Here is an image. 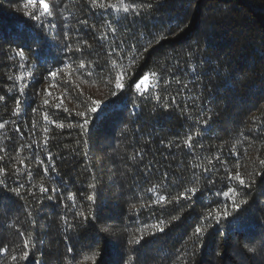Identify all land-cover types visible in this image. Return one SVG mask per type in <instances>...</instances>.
<instances>
[{
	"label": "trees",
	"instance_id": "trees-1",
	"mask_svg": "<svg viewBox=\"0 0 264 264\" xmlns=\"http://www.w3.org/2000/svg\"><path fill=\"white\" fill-rule=\"evenodd\" d=\"M47 2L49 14L34 21L24 14L32 10L25 0H0V122L9 121L0 129V166L7 169L0 175V248L8 249L0 264H264V0H125L138 9L151 5L140 15L90 0ZM84 40L90 48L67 50ZM121 40L127 46L119 61L124 89L113 95L120 67H111L108 50ZM14 49L24 50V68ZM81 59L95 63L92 76L73 71ZM57 69L63 72L53 81L48 72ZM149 72L157 73L156 86L140 95L134 85ZM162 79L170 83L165 87ZM94 100L101 102L97 112L89 113L87 129L79 127L77 113ZM45 113L64 128L47 124ZM44 127L48 141L41 151ZM188 135L191 148L183 145ZM33 139L37 145L23 147ZM37 154L47 174L35 163ZM9 157L25 159L31 174H16ZM237 171L247 187L227 179ZM20 184L17 195L11 189ZM192 187L197 193L179 203L140 207ZM229 187L235 195L219 194ZM233 200L248 203L233 211ZM209 211L220 217H208ZM161 220L163 232L153 227ZM197 226L204 228L198 240ZM140 237L139 244L129 243ZM25 240L28 258L11 260L25 251Z\"/></svg>",
	"mask_w": 264,
	"mask_h": 264
},
{
	"label": "snow or ice",
	"instance_id": "snow-or-ice-1",
	"mask_svg": "<svg viewBox=\"0 0 264 264\" xmlns=\"http://www.w3.org/2000/svg\"><path fill=\"white\" fill-rule=\"evenodd\" d=\"M29 5H31V8H32L31 12H25L24 14L26 16H29L34 21H38V20H40V18L42 16L48 15L49 12H50V9L52 7V5L49 2H47V0H25L24 7L27 8ZM90 5L99 7L101 9H112V10H115V11H123L124 13L131 12V13L136 14V15H140L141 11L143 10V8H145V7L150 8L151 7L150 4L141 5V6H139V9H138V6L135 3H126L125 0H117L116 3L106 2V0H90ZM80 23L86 24L87 21L86 20L80 21ZM65 26H67V25H65ZM108 27L111 28L113 34H115L116 29L112 28L111 24H109ZM69 38L70 37H69L68 33H65L64 34V39L68 40ZM102 38L106 40L107 36H102ZM160 38L163 39L165 37L161 36ZM156 42H158V40ZM148 43L151 44V43H153V41L149 40ZM66 47H67V50L69 52H73V51L74 52H82L85 47L90 48L91 45H89L88 42L86 40H84V41L78 42L76 44L75 48H73L72 45H70V44L66 45ZM136 47H137L136 44H132L131 45V48L133 50H135ZM118 49H119V51H118ZM124 50H127L126 41H124V40H121L118 44L110 46V48L108 50V56L109 57H113V59H111V61H110L111 67L112 68L120 67V71L115 74V78H114V89H115V91H113V95H117L120 91H122L124 89V84L122 83V81L125 78L126 72H125L123 66L119 64V61L125 58L124 55H123ZM13 53L16 56H18L20 61H21V63L19 64V67L20 68H24L26 66V56H25L24 50L23 49H18V50L14 49ZM137 58H139V57H137ZM178 67H179V65H178ZM95 69H96V65H95L94 62L85 61L84 59H81L79 61V63L73 68V71L77 72V73H80L81 75H83L85 77H89V76L93 75ZM168 71L171 73L174 70L168 69ZM61 72H63V69H57V70H54V71H49L48 72V77L51 78L53 81H55ZM155 77H157V73H155V72L145 73L144 76L134 85L135 91L138 94H140V95H145V94L150 93L152 88L156 86L154 83H152V79L155 78ZM12 79H13V77L10 76L9 80H12ZM17 79H22V78H17ZM105 83L106 84L112 83L111 76H109L106 79ZM162 83L166 87L170 83V81L167 80V79H162ZM176 83L180 84L181 81L180 80H176ZM13 86L15 87V85H13ZM53 86H55V85L54 84L49 85V87H53ZM187 87H188V85L185 84L184 85V89H187ZM24 89H25V85L24 84H20L19 91H20L21 95L24 94ZM44 94H45V96H51V92L48 90V88L44 89ZM62 95H64V94H62ZM155 99L157 101H159L161 98H160L159 95H157L155 97ZM4 100H5V96L0 95V102H3ZM171 102H172V104H176L175 97H171ZM100 103H101L100 101H95L94 100V101H92L93 107L87 108L85 111H80V112L77 113V115L80 116L82 118V120H83L82 124L78 125L79 127L87 129V126L89 124L88 115H89V113L97 112V109L100 106ZM62 104H63V100L61 99L60 103L56 104L55 107L59 108ZM15 105H16V107L13 108V112L14 113L17 112L19 110V108H20L21 100L19 98H17L15 100ZM43 105L44 106H50V101L48 99H44L43 100ZM166 107H167V105H166ZM32 111H33V113H35L37 111V109L33 108ZM64 111L68 112L69 110L67 108H65ZM43 120L49 125L55 124V126L57 128H61V129L64 128V124L56 123L55 121L51 120L50 117L46 113L43 115ZM196 122L200 123L201 121L198 120ZM206 122L207 121H204V123H206ZM8 123H9V121L0 122V129H4ZM10 123L15 125L16 121L13 120V121H10ZM253 123H255V120H253ZM69 126L71 127V125H69ZM262 127H264V126H262ZM32 128L33 129L37 128V124H36L35 121H33V123H32ZM15 131L19 133V132H21V129L17 126V127H15ZM48 132H49V128L48 127H44L43 128V133H45V137H44L43 144L41 145V151L43 150V147L47 146L48 137H47L46 134ZM31 135L34 136L35 133L32 132ZM192 141H193V136L192 135H188V136H186L183 139V145L185 147L191 148L193 146ZM37 144H38V141L33 139L30 144H25V145H23V147L31 148L33 145H37ZM176 146L179 148L181 145L177 144ZM19 150L20 149H17V151H19ZM4 152H5V149L0 147V153H4ZM47 156H48L49 160L52 158L50 152L47 153ZM4 159H5V156L4 155H0V163H2L4 161ZM9 159L10 160H14L16 165H17L13 169V171L16 174H20L21 173V169H23L26 174H31V166H30L29 163L26 162L25 159H19L18 157H9ZM216 159H219V158L217 157ZM35 163L37 164V166L43 168V171H44L45 174L48 173L49 169L43 167L44 161L39 159V155L38 154L36 156ZM260 163H261V165H264V160H262ZM236 166H237V168H239V166H240L239 162H237ZM51 170L55 171L54 168L51 169ZM203 171L204 172H210L211 169L210 168H204ZM6 172H7V169L2 167V166H0V175L6 174ZM164 176H165V180H166L167 179V173H165ZM227 179L238 181L240 186H244V187L248 186L247 182L242 178V176L240 175L239 171H237L235 173V175L229 173L228 176H227ZM0 183H2V181H0ZM23 187H24V185L20 184L17 188L11 189V191L16 193L17 195H19L20 194V189L23 188ZM39 190H40L41 193H48L49 192V189L47 187H44V186H41ZM56 191H57V189H55V188L51 189V192H53V193L56 192ZM147 191L148 192H154L155 191V186H153L152 188L147 189ZM197 191H198L197 188L192 187V188H186L183 192H181L176 197L169 198V197L164 196V195H158V198H154V199H152L151 201H149L147 203H143L142 202L140 204V207L141 208L152 207L153 205L162 204V203H165V202L171 203L172 200H176L177 203H179V201L181 199H189L190 196L195 195L197 193ZM219 194H222L225 197H228L229 194L235 195V189L229 187V188H227L226 191H223L222 193H219ZM47 199L48 200H52L53 196L52 195H48ZM66 199L69 200V201H74L75 200V195L73 193H68ZM89 199H91V197H89ZM64 201H65V197L61 196L60 203L64 204ZM247 203H248L247 200H241L240 203L237 204L233 200V202H232L233 211H238L243 205H245ZM65 207H67V205H65ZM136 207H137L136 204L130 205L131 209H136ZM75 215L77 217H84V212L77 211L75 213ZM207 215H208V217H212L214 219H218L220 217V213L219 212L216 213L215 217H213V213L211 211H209L207 213ZM229 215H230V213L227 210H225L223 212V216L224 217H227ZM172 219L176 220L177 217L173 216ZM163 224H164V221L161 220V221H159V223L157 225H154L153 227H156L158 231L163 232L164 229H163V227H161V225H163ZM69 227H71V224H69ZM203 232H204V228H202L201 226L195 227V229H194V238L198 240L199 236H201L203 234ZM23 235H24V233H21V236H23ZM153 235H155V233H153ZM141 239H143V237H140V238L135 239V240H129V243L130 244H132V243L139 244ZM29 247H30L29 240H25L24 243H23V248L25 249V251H23L22 255L19 256V257L18 256H11V260L17 261V260L27 259L28 256H29V252L27 251V249H29ZM7 251H8L7 247L0 248V256L5 255L7 253ZM68 251L71 252L72 249L69 248ZM248 251L250 253H254L255 249L249 247Z\"/></svg>",
	"mask_w": 264,
	"mask_h": 264
}]
</instances>
